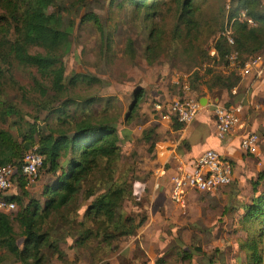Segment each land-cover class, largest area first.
I'll return each instance as SVG.
<instances>
[{"label": "rangeland", "instance_id": "1", "mask_svg": "<svg viewBox=\"0 0 264 264\" xmlns=\"http://www.w3.org/2000/svg\"><path fill=\"white\" fill-rule=\"evenodd\" d=\"M75 1L47 0L45 13L52 16L53 5L59 2L67 7L68 13L63 12L65 17L74 20L65 52L61 57L64 74L67 76L72 72L87 73L97 77L98 81L91 84L82 82L68 87L60 99L72 100V104L67 106L69 119L76 120L86 115L92 121L103 119L115 127L119 137V157L114 162L113 179L118 176L130 186L132 184L135 195L132 196L130 193L119 203L117 212L120 219L114 218L110 221L102 215H97L98 220L84 218L82 227H79L78 222L83 219L85 206L93 196L103 192V187H99L95 181L96 176L88 177L87 182L82 183L80 192L64 209V212H69V221L61 229L57 227L56 231L51 233V239L58 240L59 252H52L51 248L42 249L47 261L41 264L245 263L248 251L244 247V242L247 241L245 239L251 229L247 230L249 225H241L239 217L242 209L239 206L248 202L251 195L248 182L253 180L259 171H264V161L261 163L253 155L246 153L252 157L248 165L236 166L230 162L233 176L228 185L213 193L192 194L183 208L173 206L168 199L159 207L158 204L149 205L148 192L146 190L142 192L140 186L143 184L141 179L149 174V170H146L148 158H151L154 142L158 138L154 130L148 134V138L144 136V131L154 128L155 124L151 123L150 119L151 107L161 99L178 97L180 90L177 82L183 76L187 78L189 74L192 91H188V94L194 99L203 95L200 92L206 85L193 82V73L199 70L198 74L203 75L207 68L217 69L215 64L217 60L211 57L214 53L210 54L211 39L215 32L221 31L218 29V24L222 20L220 9L222 6L227 9L229 0H194V19L198 29L195 36L181 40L172 37L171 31L178 12L172 4L155 7V12L151 10L155 15L145 19L143 10L135 13L127 5L116 7L109 0L93 2L84 0V7L96 12L99 17L102 33L100 34L91 23L78 22V17L84 9L79 2L72 6ZM97 5L99 8H95ZM8 26L9 24L0 29V41L4 37V31L6 39L12 38L13 31L12 28L8 29ZM150 28L161 32L158 43L149 38ZM226 28L231 30V21L223 19L222 30ZM127 40H130L131 50L127 48ZM155 45H158L155 47L157 49L149 55L146 47ZM30 49L38 50L36 47ZM200 50L205 51L208 58L202 57ZM30 72L33 70L17 66L10 55L0 49V98L15 104L23 112L35 114L36 107L29 103V100L37 102L38 97H34L31 92ZM136 89H140L139 100L132 116L125 121L124 116L128 113ZM212 90L208 91L213 96L218 95L212 93ZM84 99L93 101L84 104ZM54 117V114L48 115L47 110H42L36 121L39 126H55L59 122ZM0 127L7 128L3 124ZM68 128V125H62V129ZM10 132L15 133L14 128H11ZM64 161L61 159L59 164L63 165ZM244 167L250 173H245ZM50 179H53L52 174L39 169L32 181H25V194H21L18 181L14 179L11 187L1 192L0 196L18 195L22 203H26L31 197L41 205L44 200L42 186ZM88 189H93L95 193L85 199V192ZM15 205L14 211L17 210V204ZM148 205L154 206L150 208L154 212L158 208L157 212L149 213L148 207L144 208ZM125 216L133 218L132 224L137 223L141 217L145 221L135 228L133 234L105 242L103 235L106 229L118 230L119 226L124 224L122 220ZM52 218L53 215H50L47 221ZM12 224L17 230V223ZM46 225L44 223V227ZM80 228H91L92 234L83 245L78 246L74 240ZM136 233H138L137 243H134L136 253L137 249L144 250L152 257L151 259L146 255L138 258L136 254H132V258H127L121 252H117L120 246L129 244ZM16 242L20 246L21 238L17 237ZM259 246L262 250L264 242ZM180 251L187 252L189 256H182ZM0 264L21 263L0 251Z\"/></svg>", "mask_w": 264, "mask_h": 264}, {"label": "trees", "instance_id": "2", "mask_svg": "<svg viewBox=\"0 0 264 264\" xmlns=\"http://www.w3.org/2000/svg\"><path fill=\"white\" fill-rule=\"evenodd\" d=\"M109 1L116 7L127 5L135 13L143 10L145 19L155 15L153 13L155 7L174 5L178 12L171 32L172 37L177 40L195 36L198 29L194 19V0ZM46 2L47 0H0V29H4L9 24L8 29L12 28L13 31L12 38L9 39L5 38L4 31L0 49L5 50L17 66L33 70L29 74L30 88L34 97H38L37 102L27 99L36 107L35 114L23 112L15 104L0 98V125L7 126V128L0 127V166L10 163L18 167L23 155L28 150L35 149L43 157L39 169L53 175V179L42 186L41 193L44 194V200L41 205L31 197L26 203H22L18 195L3 197L16 203L17 210L0 212V251L21 264L46 263L47 260L42 254V249L45 248L59 252L58 240L51 239V233L55 232L57 227L61 229L69 221V212H64V209L80 192L82 183H86L88 177L96 176L95 181L99 187H103V192L93 196L85 206L83 219L78 222L79 227H82L84 218L98 220L97 215H102L110 221L114 218L120 219L117 212L119 203L130 193L132 196L135 195L132 184L130 186L118 176L113 179L114 162L119 157V137L115 127L103 119L92 121L86 115L76 120L69 119L67 106L72 104V100L61 101V94L65 93L68 87L82 82L91 84L98 81V78L80 72H72L67 76L64 74L61 57L65 52L74 20L65 17L63 12L68 13L67 7L59 2L52 6V16H48L45 13ZM78 2L84 9L78 17V22H89L102 34L97 13L88 7L85 8L84 0H76L72 6ZM241 11L256 24L254 27L247 26L243 20L239 21ZM220 18L222 20L218 24V29L221 31L223 19L227 22L231 21L232 44H228L223 36H217L216 32L215 35L212 33L211 47L214 55L211 57L217 60L215 63L217 69L207 68L203 75H199V70H196L192 81L199 85L205 84L208 90L216 88V91L229 92L238 81L237 70L242 63L264 50V0H229L227 9L221 7ZM148 32L149 38L158 43L161 32L154 28H150ZM129 45L130 40H127V48L131 50L132 47ZM31 47H36L38 50L31 51ZM155 47L158 45L146 47L147 53L149 55L151 52L154 53L157 49ZM233 51L236 53V61L233 66H228L227 56ZM200 55L208 58L203 50H200ZM184 82L188 85V91H192L191 74H189L187 78H180L177 82L180 90L178 97L183 94ZM139 96L140 89H136L128 113L124 116L125 121L132 116ZM92 101V99H84L83 102L90 104ZM160 101L164 100L157 102ZM223 103L228 104L230 101ZM42 110H47L48 115L54 114L59 124L39 126L36 120ZM164 113V108L155 111L152 105L150 118L159 120ZM170 120L173 128L183 125L174 116ZM63 124L68 125L69 128L62 129ZM11 128H14L15 133L10 132ZM153 130L154 128L146 129L145 138H148V134ZM61 159L65 160L63 165L59 164ZM14 179L18 181L21 194H25L26 179L18 172L14 175ZM143 181L142 178L141 182ZM140 186L144 192L146 190L144 184ZM94 193L93 189L86 190L85 199ZM250 193L248 202L239 206L242 209L239 217L241 225H249L247 230L251 229L248 239H245L247 241L244 242L248 252L247 260L243 264H262L264 247L261 250L259 245L264 242V171H259L250 181ZM50 215H53V218L47 221ZM122 221L124 224L120 225L118 230L106 229L103 235L105 242L133 234L135 228L145 220L141 217L137 223L132 224L133 218L125 216ZM12 222L17 223V230L14 229ZM44 223L47 224L45 227ZM91 234V228H80L74 240L75 244L83 245ZM17 237L21 238L20 246L16 242ZM180 254L189 256L185 251H180Z\"/></svg>", "mask_w": 264, "mask_h": 264}, {"label": "crops", "instance_id": "3", "mask_svg": "<svg viewBox=\"0 0 264 264\" xmlns=\"http://www.w3.org/2000/svg\"><path fill=\"white\" fill-rule=\"evenodd\" d=\"M212 89V93H217L218 95L213 96L203 86L200 92L203 95L197 97L202 107L196 117L187 125L173 128L171 120L167 118L159 120L150 118L151 123H155L154 131L158 138L154 142L151 158H148L146 170H149V174L143 178V184L148 192L149 205L158 204L159 207L166 199L170 201L168 197V176L174 172L175 160L173 157L175 156L183 160L187 167L201 151L207 148L214 149L229 164L232 162L236 166L248 165V161L252 159L240 149L239 140L252 131H260L262 129L261 125L264 123V68L259 75L251 72L239 76L236 85L229 92L224 90L216 91V88ZM227 100L230 103L241 104L243 110L240 115V126L231 130L222 138H217L214 134V117L209 104L212 102L223 103ZM257 150V154L253 155V157L263 163L264 144L258 142ZM244 169L246 170L245 173H250L247 168L244 167ZM232 174L233 172H231V180ZM248 183L250 184V181ZM194 193L192 191L189 192L187 200ZM170 203L172 204L171 201ZM149 205L144 208L148 207V212L150 213L152 211L150 208L154 206ZM172 205L174 206V204ZM157 209L155 212L153 210L152 213H156ZM137 236L138 233L131 238L129 244L120 246L121 248L119 247L117 252H121L127 258H132V254H136L138 258H141V255L144 257L146 255L151 259L152 257H149L144 250L137 249L138 253H136L134 243H137ZM138 247L140 248L139 244Z\"/></svg>", "mask_w": 264, "mask_h": 264}, {"label": "built area", "instance_id": "4", "mask_svg": "<svg viewBox=\"0 0 264 264\" xmlns=\"http://www.w3.org/2000/svg\"><path fill=\"white\" fill-rule=\"evenodd\" d=\"M239 19L246 22L247 25L255 23L247 17L243 11L239 14ZM231 30L226 28L217 33V36H223L228 44H232L230 36ZM213 49L210 54H213ZM228 66H233L236 61V53L233 51L228 54ZM264 68V52L244 61L238 68L239 76L254 72L259 75ZM233 88V87H232ZM183 94L180 97H174L162 102L153 104L155 111L164 108L165 113L162 118L170 120L174 116L183 125L189 124L198 114L202 105L188 94V85L182 84ZM211 113L214 117V134L217 138H222L228 132L240 126V115L242 106L240 103H220L212 102L209 104ZM264 144V123L260 131H252L239 140L240 149L251 155L257 154V144ZM175 160L174 172L168 176L169 182V200L174 206L183 208L187 201L189 192L207 193L213 192L228 185L231 181V165L223 159L217 151L207 148L201 151L189 166L178 157ZM43 157L35 149L28 150L22 157L20 165L6 164L0 166V193L11 187L14 175L18 172L27 181H32L39 167L42 164ZM15 209L13 201L4 199L0 196V212L8 213Z\"/></svg>", "mask_w": 264, "mask_h": 264}]
</instances>
